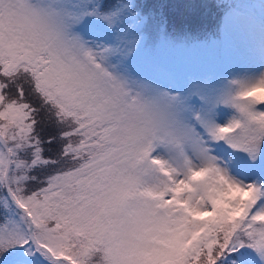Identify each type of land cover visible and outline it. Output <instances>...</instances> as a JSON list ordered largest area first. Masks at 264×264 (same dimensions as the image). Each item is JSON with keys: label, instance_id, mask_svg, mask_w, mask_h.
<instances>
[{"label": "snow or ice", "instance_id": "6c2138e0", "mask_svg": "<svg viewBox=\"0 0 264 264\" xmlns=\"http://www.w3.org/2000/svg\"><path fill=\"white\" fill-rule=\"evenodd\" d=\"M218 6L193 41L138 0H0V264H264V0ZM190 43L239 66L148 55Z\"/></svg>", "mask_w": 264, "mask_h": 264}, {"label": "rangeland", "instance_id": "374dc122", "mask_svg": "<svg viewBox=\"0 0 264 264\" xmlns=\"http://www.w3.org/2000/svg\"><path fill=\"white\" fill-rule=\"evenodd\" d=\"M238 2L258 3L259 0H238ZM200 39L203 40L204 37ZM242 40L243 37L238 34L232 38V45L238 46ZM220 50L219 55L221 54V56L218 58L217 54ZM148 55L171 70L168 77L174 83H183L186 79L195 77L209 78L217 84H221L231 78L228 72L239 66L238 62L226 54L223 48L220 47L218 50V46L210 45L197 46L190 43L174 48L150 49ZM148 75L155 78L152 74ZM221 110L229 111L223 106H221Z\"/></svg>", "mask_w": 264, "mask_h": 264}, {"label": "trees", "instance_id": "16d2710c", "mask_svg": "<svg viewBox=\"0 0 264 264\" xmlns=\"http://www.w3.org/2000/svg\"><path fill=\"white\" fill-rule=\"evenodd\" d=\"M138 2L145 6L146 12H152L166 22L167 31L174 39L187 35L194 41L201 40V37L205 38L216 29L222 14L218 5L223 0H138ZM219 48L218 46V50Z\"/></svg>", "mask_w": 264, "mask_h": 264}, {"label": "bare ground", "instance_id": "6f19581e", "mask_svg": "<svg viewBox=\"0 0 264 264\" xmlns=\"http://www.w3.org/2000/svg\"><path fill=\"white\" fill-rule=\"evenodd\" d=\"M220 56H221V55H220ZM220 56H219V57H220Z\"/></svg>", "mask_w": 264, "mask_h": 264}]
</instances>
